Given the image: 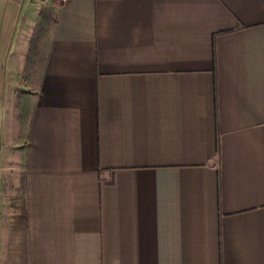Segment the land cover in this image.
I'll return each instance as SVG.
<instances>
[{
    "label": "crops",
    "instance_id": "obj_1",
    "mask_svg": "<svg viewBox=\"0 0 264 264\" xmlns=\"http://www.w3.org/2000/svg\"><path fill=\"white\" fill-rule=\"evenodd\" d=\"M0 264H264V0H0Z\"/></svg>",
    "mask_w": 264,
    "mask_h": 264
},
{
    "label": "rangeland",
    "instance_id": "obj_2",
    "mask_svg": "<svg viewBox=\"0 0 264 264\" xmlns=\"http://www.w3.org/2000/svg\"><path fill=\"white\" fill-rule=\"evenodd\" d=\"M53 23V16H52V10L48 8H41L40 9V15L38 19V24H37V36L42 37L45 34H47L50 31V28ZM19 122V133H20V138L21 140H24V134L26 131L27 127V114H21L20 117L18 118Z\"/></svg>",
    "mask_w": 264,
    "mask_h": 264
}]
</instances>
